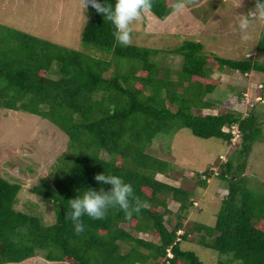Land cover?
Segmentation results:
<instances>
[{"label": "trees", "instance_id": "trees-1", "mask_svg": "<svg viewBox=\"0 0 264 264\" xmlns=\"http://www.w3.org/2000/svg\"><path fill=\"white\" fill-rule=\"evenodd\" d=\"M98 2L115 4V0ZM172 4L152 0L148 12L164 20L173 11ZM114 31L110 21L87 7L81 42L110 51L115 65L0 24V107L36 114L67 137L56 163L29 189L52 204L53 223L19 210L21 184L0 174V264H18L37 255L57 264H205L189 248L195 239L223 255L217 264H264V189L254 191L240 176L264 118L260 121L253 108L245 115L234 110L200 111L218 103L205 99L220 84L210 76L213 67L207 64L212 59L214 68L223 73H264V32L256 43L263 54L261 62L251 56L207 55L201 42L187 39L169 50L182 56L180 69L171 70L161 58L157 60L159 49L120 45ZM228 86L232 92L233 84ZM181 128L225 143L233 140L236 128L240 140L238 156L222 161L219 170L196 172L190 180L205 187L215 176L226 190L213 226L189 217L195 202L192 190L184 186L187 180L176 183L180 171L171 165L168 150L162 152L164 157L157 155L159 148H152V141ZM101 173L130 183L146 206L131 218L118 207L109 208L99 220L85 215V231L77 234L66 218L72 210L70 200L89 189L109 190L111 185L94 179ZM170 202L177 203L175 210L169 208ZM122 246L127 247L124 252Z\"/></svg>", "mask_w": 264, "mask_h": 264}, {"label": "rangeland", "instance_id": "rangeland-1", "mask_svg": "<svg viewBox=\"0 0 264 264\" xmlns=\"http://www.w3.org/2000/svg\"><path fill=\"white\" fill-rule=\"evenodd\" d=\"M256 3V0H191L182 11H172L164 20L156 19L147 11L141 21L132 25V44L159 49L157 60L161 58L171 70L180 69L182 56L169 50L187 39L201 42L202 51L207 55L214 54L230 59L251 56L261 62L263 54L258 52L256 43L264 32V21H253L249 18L250 38L247 41L241 39L238 26L240 16L254 11ZM85 20L86 10L82 8L80 0H0L1 25L25 31L106 61L111 60V64L115 65L110 51L81 42V30ZM214 64L213 59L207 64L208 67H213L210 76L218 79L220 84L207 94L205 99H213L218 103L216 108L200 111L221 113L234 110L245 115L253 108L261 121L264 118V73L254 71L241 75L235 72V75L230 77L234 88L231 92L228 83L223 82L226 79L223 77V70H217ZM112 69L113 66L109 68L106 76ZM50 76L56 77L54 74ZM172 77L175 78V75L172 74ZM240 93H243L242 99L237 98ZM226 98L230 99L229 104L224 102ZM193 112L197 113L198 110L193 109ZM261 129L259 140L254 142L247 158L244 173L240 175L245 176L247 186L257 192L264 189V124ZM233 131L237 134L236 129ZM233 140L225 143L215 137L201 138L194 136L188 129L181 128L172 135L152 141V148L160 150L157 155L165 157L162 152L164 149L168 150L171 165L180 171L175 182H183L184 177L187 180L184 186L192 190L191 197L195 202L189 216L193 222L213 226L226 190H223L221 182L215 176L208 179L205 187H199L190 180L194 173L209 167L214 171L219 170L222 161L231 156H238L240 140L237 135L233 136ZM66 142L65 133L47 119L27 111L0 107V174L21 184L17 195V208L41 216L45 224L55 221L52 204L43 202L29 189L42 174H46L53 167ZM238 161L239 158L235 159L234 163L237 164ZM169 208L175 210L177 203L170 202ZM138 235L152 238L143 233ZM126 248L122 246L121 252ZM189 248L195 250L205 264H217V259L223 258L216 250L197 244L196 239L190 243ZM44 260L41 255H37L18 264H57Z\"/></svg>", "mask_w": 264, "mask_h": 264}, {"label": "clouds", "instance_id": "clouds-1", "mask_svg": "<svg viewBox=\"0 0 264 264\" xmlns=\"http://www.w3.org/2000/svg\"><path fill=\"white\" fill-rule=\"evenodd\" d=\"M191 0H175L172 4L173 11H182L186 4ZM84 10L89 5L102 14L104 19L110 21L115 31L113 36L115 40L123 46L132 44L131 33L134 22L143 19V14L152 7V0H115L112 4H101L98 0H80ZM238 20V26L241 31V39L247 41L250 37L248 29L251 20L264 21V2L257 0L255 10L248 15H241ZM94 179L103 184L111 185L110 189L105 191L101 188L99 191L89 189L82 196H77L70 200L71 212L67 214L68 219L73 222L77 234L85 231L82 217L87 215L92 219H103L109 208H119L125 214L126 218H131L133 213H139L145 203L134 194L133 186L125 182L121 177L116 175H105L104 173L96 174Z\"/></svg>", "mask_w": 264, "mask_h": 264}, {"label": "crops", "instance_id": "crops-1", "mask_svg": "<svg viewBox=\"0 0 264 264\" xmlns=\"http://www.w3.org/2000/svg\"><path fill=\"white\" fill-rule=\"evenodd\" d=\"M222 74H223V77H225L226 79L223 81V82H227V83H231L232 84V81H230V77H233V75H235V73H223L222 72ZM231 95H229V97H230Z\"/></svg>", "mask_w": 264, "mask_h": 264}, {"label": "built area", "instance_id": "built-area-1", "mask_svg": "<svg viewBox=\"0 0 264 264\" xmlns=\"http://www.w3.org/2000/svg\"><path fill=\"white\" fill-rule=\"evenodd\" d=\"M233 129H236V128H233ZM232 132H233L234 136H235V135H237L236 133H234V131H233V130H232Z\"/></svg>", "mask_w": 264, "mask_h": 264}]
</instances>
